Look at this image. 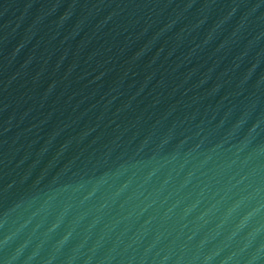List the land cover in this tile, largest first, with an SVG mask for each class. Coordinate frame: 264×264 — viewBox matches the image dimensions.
<instances>
[{"label": "water", "instance_id": "obj_1", "mask_svg": "<svg viewBox=\"0 0 264 264\" xmlns=\"http://www.w3.org/2000/svg\"><path fill=\"white\" fill-rule=\"evenodd\" d=\"M0 264H264V0H0Z\"/></svg>", "mask_w": 264, "mask_h": 264}]
</instances>
